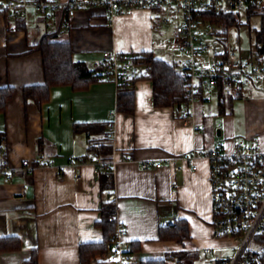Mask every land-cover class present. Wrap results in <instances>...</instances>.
I'll list each match as a JSON object with an SVG mask.
<instances>
[{
  "label": "crops",
  "instance_id": "0c3cea01",
  "mask_svg": "<svg viewBox=\"0 0 264 264\" xmlns=\"http://www.w3.org/2000/svg\"><path fill=\"white\" fill-rule=\"evenodd\" d=\"M161 13L135 6L111 24L101 6L78 10L71 17L59 9L50 20L31 9L21 19L0 13V88L14 89L0 112V147L15 168L11 181L0 176V239L13 237L11 243H20L17 249H0V264H83L80 245L102 241L98 222L105 201L114 204L115 220L125 225L124 238L135 243L139 261L181 249V244L158 237L159 226L175 219L188 223L190 239L185 248L197 250L194 264H210L212 256L232 253V239L213 235L207 161L200 158L198 168L191 170L176 159L184 165L176 171L168 159L202 147L233 149L239 142L233 133L234 102L254 90L264 96V88L225 94L223 101L220 91L211 90L181 108L158 107L151 80L138 76L132 113L116 110L117 84L103 78L82 90L70 84L53 85L49 101L41 104L24 99V87L44 82L36 44L45 34L70 40L73 58L89 68L104 50L136 56L150 53L176 64L171 45L174 22L162 24ZM144 69L142 63L136 64L137 74ZM183 111L188 116L182 117ZM216 119L223 121L216 133L224 134L222 142L208 132ZM97 121L113 125L112 133L108 127L107 131L117 163L106 188V174L95 173L92 164L83 161L89 155L85 134L73 131L75 122ZM262 137L257 142L264 147V132ZM38 152L45 157L42 165L36 163ZM70 154L77 157L75 163L70 162ZM27 159L32 169L21 170ZM144 161L152 166L143 168ZM109 194L115 199L110 200ZM203 247H210L212 253H205ZM85 264L112 263L106 254Z\"/></svg>",
  "mask_w": 264,
  "mask_h": 264
},
{
  "label": "built area",
  "instance_id": "2783aa9c",
  "mask_svg": "<svg viewBox=\"0 0 264 264\" xmlns=\"http://www.w3.org/2000/svg\"><path fill=\"white\" fill-rule=\"evenodd\" d=\"M101 6L106 10V19L112 23L114 18L128 8L140 6L161 11L162 24L173 21L172 48L184 55L179 72L186 82L189 101L196 100L200 94L217 90L223 95L236 94L253 87L264 88V55L252 51L243 58L240 49L229 45L228 35L222 41L225 28L223 22L210 18L209 14H245L250 7L263 8L264 0H0V13L6 18H25L28 11L34 10L50 20L55 11L65 9L68 16L78 10ZM232 27V26H231ZM226 31V34H228ZM208 38H211L208 39ZM99 60L91 68L99 69L102 78L113 81L117 87L135 83L137 76L136 55L127 51L104 50ZM183 111V116H188ZM112 133L113 125L109 126ZM228 150L222 145L212 148L185 151L168 159L173 169L180 171L183 166L191 170L198 168L197 161L203 158L208 163V178L211 192V220L215 238L233 240L232 254L214 255L210 264H264L262 253L264 244L259 241L264 234V147L255 144L234 143ZM36 163H45V157L36 154ZM94 155L85 157L92 164L95 173L100 170L113 171L117 159L96 160ZM181 160L184 165L175 162ZM77 157L70 154V162ZM158 165V164H156ZM141 166L149 168L152 163L144 161ZM21 170H31L29 160H23ZM15 173L9 157L0 147V176L11 181ZM110 200L114 194L108 195ZM116 233L111 238L112 247L108 252L112 264H139L135 257L132 242L125 237L126 227L116 220ZM211 254L210 247H203Z\"/></svg>",
  "mask_w": 264,
  "mask_h": 264
},
{
  "label": "trees",
  "instance_id": "16d2710c",
  "mask_svg": "<svg viewBox=\"0 0 264 264\" xmlns=\"http://www.w3.org/2000/svg\"><path fill=\"white\" fill-rule=\"evenodd\" d=\"M259 14L261 18L260 27L255 30V47L257 53L264 55V7H250L246 18ZM210 18L223 22L225 28L237 26L240 23L238 14L229 13L222 15L209 14ZM227 29L222 31L224 37ZM43 59L44 82L39 85H28L24 87V99L33 100L37 104L49 101L50 88L53 85L70 84L74 89L82 90L91 83L102 78L100 70L89 68L84 62L76 61L73 58L72 45L70 40H58L54 35H42L36 44ZM135 63H142L145 69L137 74L152 82L153 103L158 107L174 106L181 108L187 103L190 96L188 86L181 77L177 64L155 57L150 53L139 54ZM135 79V80H136ZM13 87L0 88V112H4L6 105L13 94ZM116 110L122 112L134 111V83L126 84L118 88ZM109 124L97 122H75L74 133H83L88 140L89 155H94L96 160L109 161L112 156V139L107 131ZM87 156V157H88ZM106 174L103 177L104 187L112 180V171L100 170ZM99 173V174H100ZM106 188V187H105ZM101 219L98 225L103 231L102 241L81 244L79 255L81 263H89L97 256L103 257L108 254L112 247V237L116 233L115 206L110 201H105L101 206ZM158 237L161 240L177 242L182 245L181 249L166 251L162 256L146 258L139 261V264H194L198 258V252L194 249L185 248L190 239L189 227L184 219H175L167 225H160ZM13 237L0 239V249H17L20 243H11ZM17 240V239H16ZM259 241L264 244V234L260 235ZM134 247L135 243L132 242ZM264 258V252L262 253ZM32 261H37L36 250L33 251Z\"/></svg>",
  "mask_w": 264,
  "mask_h": 264
},
{
  "label": "rangeland",
  "instance_id": "374dc122",
  "mask_svg": "<svg viewBox=\"0 0 264 264\" xmlns=\"http://www.w3.org/2000/svg\"><path fill=\"white\" fill-rule=\"evenodd\" d=\"M239 19L240 23L237 26H232L228 29V41L232 48L235 50L240 49L243 58H247L253 50H256L255 30L260 27L261 18L259 14H255L248 19L245 14L241 13ZM166 28L169 27L166 26ZM208 39L211 40V38ZM183 57L181 52L174 49V58L177 60L176 64L178 69L180 68V61ZM247 95L248 98H242L234 102L235 120L233 123V133L239 143L255 144L257 140L263 138L264 96H260L262 93L256 90L249 92ZM222 124L223 121L221 119H216L212 128L208 130L210 134H213V138L217 142L224 140V134L221 136L216 134L217 128L222 129Z\"/></svg>",
  "mask_w": 264,
  "mask_h": 264
},
{
  "label": "water",
  "instance_id": "95a60500",
  "mask_svg": "<svg viewBox=\"0 0 264 264\" xmlns=\"http://www.w3.org/2000/svg\"><path fill=\"white\" fill-rule=\"evenodd\" d=\"M219 133H220L219 130H217V134H218V135H219Z\"/></svg>",
  "mask_w": 264,
  "mask_h": 264
}]
</instances>
